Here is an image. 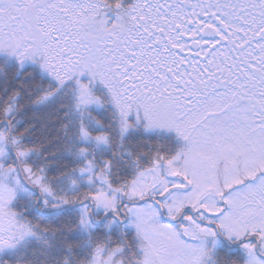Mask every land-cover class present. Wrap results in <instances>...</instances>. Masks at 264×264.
I'll return each mask as SVG.
<instances>
[{"label":"snow or ice","instance_id":"6c2138e0","mask_svg":"<svg viewBox=\"0 0 264 264\" xmlns=\"http://www.w3.org/2000/svg\"><path fill=\"white\" fill-rule=\"evenodd\" d=\"M0 264H264V0H0Z\"/></svg>","mask_w":264,"mask_h":264}]
</instances>
